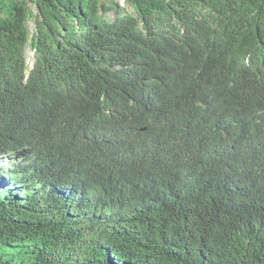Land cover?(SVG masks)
<instances>
[{"label":"trees","instance_id":"obj_1","mask_svg":"<svg viewBox=\"0 0 264 264\" xmlns=\"http://www.w3.org/2000/svg\"><path fill=\"white\" fill-rule=\"evenodd\" d=\"M121 1L0 0V264H264V0Z\"/></svg>","mask_w":264,"mask_h":264},{"label":"rangeland","instance_id":"obj_2","mask_svg":"<svg viewBox=\"0 0 264 264\" xmlns=\"http://www.w3.org/2000/svg\"><path fill=\"white\" fill-rule=\"evenodd\" d=\"M120 4H122V8L124 7V9L127 10L128 13L132 14L133 13V7L127 3H123L121 2ZM108 17L113 20L115 18V13L111 12L108 14ZM30 31L31 33H33L35 31V23L32 21L29 25ZM26 58H27V64L29 65V67H32L34 64V60H35V52L31 47L27 48V52H26Z\"/></svg>","mask_w":264,"mask_h":264},{"label":"built area","instance_id":"obj_3","mask_svg":"<svg viewBox=\"0 0 264 264\" xmlns=\"http://www.w3.org/2000/svg\"><path fill=\"white\" fill-rule=\"evenodd\" d=\"M121 2H122V3H123V5H124V3H125V0H122Z\"/></svg>","mask_w":264,"mask_h":264}]
</instances>
